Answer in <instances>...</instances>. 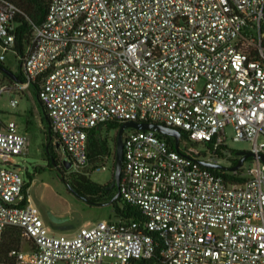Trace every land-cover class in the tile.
Instances as JSON below:
<instances>
[{
  "label": "built area",
  "instance_id": "1",
  "mask_svg": "<svg viewBox=\"0 0 264 264\" xmlns=\"http://www.w3.org/2000/svg\"><path fill=\"white\" fill-rule=\"evenodd\" d=\"M16 13L0 0V60L15 45ZM263 22L264 0H51L23 60L26 79L0 80V98L13 93L17 105L15 93L38 82L75 171L114 159L90 161L89 133L106 121H156L187 137L173 149L152 128H127L119 186L142 218L65 235L46 224L14 159L29 132L0 119V249L10 225L30 237L0 264H264ZM228 125L256 154L242 182L202 162L233 165Z\"/></svg>",
  "mask_w": 264,
  "mask_h": 264
},
{
  "label": "rangeland",
  "instance_id": "2",
  "mask_svg": "<svg viewBox=\"0 0 264 264\" xmlns=\"http://www.w3.org/2000/svg\"><path fill=\"white\" fill-rule=\"evenodd\" d=\"M5 64L15 71L18 69V57L14 49L8 50ZM19 97L17 105L11 104L13 93L5 92L0 98V119H15L21 130L29 132V145L26 153L18 154L14 157L16 163L21 165L23 175L26 177L27 171L35 173V178L30 185V194L36 207L44 218L46 224L52 232L65 235H74L78 230L92 226L103 219L117 218L110 204H90L88 200L80 198L76 193L68 189L62 172L56 167L50 166L45 159L44 143L47 141L46 125L42 121L41 110L37 105L36 98L30 87L25 92L15 93ZM32 109L34 114L31 119L33 123L26 128L27 110ZM118 129H108L103 126V133L108 135L112 144ZM228 147L232 152L239 150H251L253 143L251 140L234 139L235 131L232 125L227 127ZM183 143V141H182ZM193 148L206 152L203 143H191ZM113 160L106 161V168L100 166L95 170L89 169L92 179L100 183H106L113 177ZM230 162L223 161L222 164L229 165ZM246 168H255L252 160L244 162ZM66 216L62 221H55L53 216ZM26 243H23L25 247Z\"/></svg>",
  "mask_w": 264,
  "mask_h": 264
},
{
  "label": "trees",
  "instance_id": "3",
  "mask_svg": "<svg viewBox=\"0 0 264 264\" xmlns=\"http://www.w3.org/2000/svg\"><path fill=\"white\" fill-rule=\"evenodd\" d=\"M13 2L17 6V13L15 16L16 21V39L13 49L17 53L18 57V69L15 70L17 78L19 81L26 79L25 70L23 67V60L30 45L32 39L34 28L36 25H40L46 19L47 12L51 0H8ZM262 31L264 33V22L262 25ZM264 45V37H263ZM8 67L4 60H0V80L15 82V80L10 77L1 67ZM34 96L37 101V105L41 110L42 121L46 125V135L47 141L44 143V155L51 153L53 157L59 159L61 162L62 150L61 147L55 143L56 134L51 127L52 138H50L49 128H50V115L40 99L39 88L40 85L38 82H34L31 86ZM28 114L26 115L25 123L26 128L33 123L31 117L34 114V111L30 108L27 110ZM123 121L110 120L106 121L103 124L98 125L91 129L89 133L88 146L90 153V161L98 162L104 159L105 154L113 151V169L115 171V158H116V145H117V136L118 132L114 137V144L111 143L108 135L103 133V126L105 125L108 129H119ZM133 129V128H132ZM182 137L186 138L187 134L185 130H182ZM158 134L166 138L171 146V148H176V139L175 137L167 134ZM235 157H233V165L239 161L240 156L237 153L233 152ZM252 160V157L248 158ZM49 165L52 166V161L49 162ZM99 166L95 167L97 169ZM211 170L223 174L226 178L231 180L242 182L250 176V174L243 173L244 168L241 167L237 172L229 169H219L214 167H209ZM94 169V170H95ZM63 178L67 184V187L72 192L76 193L80 198H87L90 204H110L114 210V216L120 217L123 219H141L143 214L139 207L131 202L125 200L122 196H118L114 200V196L118 192L117 185L112 186V181L115 176L113 172V177L106 183H100L92 179L91 173L75 171L73 169H66L64 167V172H62ZM27 183L26 186H30L32 181L35 178V173L27 171L26 177ZM112 218V216H110ZM29 243L30 237L28 236L26 230L23 227L10 225L5 229L2 247L0 249V260L4 262H12L15 258V252L22 248L23 243ZM26 246V245H24Z\"/></svg>",
  "mask_w": 264,
  "mask_h": 264
},
{
  "label": "water",
  "instance_id": "4",
  "mask_svg": "<svg viewBox=\"0 0 264 264\" xmlns=\"http://www.w3.org/2000/svg\"><path fill=\"white\" fill-rule=\"evenodd\" d=\"M1 68L14 80L19 81L13 69L7 68L5 66H2ZM130 127L137 128V129H151L152 128L158 131L159 133L171 135L175 137L176 139V148L180 149V137H181L182 132L180 129L176 127L169 126L164 123L156 122V121H138V120H133V119H128V120L123 121L120 128L118 129V136H117L115 176L112 181V186L117 185L118 192L114 196V200L118 196H121V190H120L119 184H120V179H121L122 170H123V162H124V135H125L126 129ZM49 133H50L49 137L52 138L51 122H50ZM57 145L60 146V143L57 142ZM237 153L241 156L239 158V161L234 165H224L222 163L210 162V161H205V160L202 162L204 165L214 167V168L235 170V169L240 168L249 157L256 156V154L252 150H239L237 151ZM260 158L264 161V154H260ZM63 163L66 169L68 170L72 169L73 160L70 157H65L63 159ZM18 165L21 166L20 164ZM84 199L88 200L87 198H84ZM52 216L55 221H62L67 218L66 216H55V215H52Z\"/></svg>",
  "mask_w": 264,
  "mask_h": 264
},
{
  "label": "flooded vegetation",
  "instance_id": "5",
  "mask_svg": "<svg viewBox=\"0 0 264 264\" xmlns=\"http://www.w3.org/2000/svg\"><path fill=\"white\" fill-rule=\"evenodd\" d=\"M241 156V155H239ZM46 161L49 162L52 161V166L56 167L58 170H60V172H64V163L61 162L59 159H56L55 157L52 156L51 153H47V155L44 156ZM66 168V167H65Z\"/></svg>",
  "mask_w": 264,
  "mask_h": 264
},
{
  "label": "crops",
  "instance_id": "6",
  "mask_svg": "<svg viewBox=\"0 0 264 264\" xmlns=\"http://www.w3.org/2000/svg\"><path fill=\"white\" fill-rule=\"evenodd\" d=\"M2 120H4V119H2ZM10 120H12V119H10ZM15 120V119H14ZM4 121H7V120H4ZM9 121V120H8Z\"/></svg>",
  "mask_w": 264,
  "mask_h": 264
}]
</instances>
